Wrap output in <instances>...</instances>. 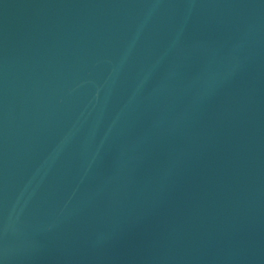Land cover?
<instances>
[{
  "label": "water",
  "instance_id": "obj_1",
  "mask_svg": "<svg viewBox=\"0 0 264 264\" xmlns=\"http://www.w3.org/2000/svg\"><path fill=\"white\" fill-rule=\"evenodd\" d=\"M0 264H264V0H0Z\"/></svg>",
  "mask_w": 264,
  "mask_h": 264
}]
</instances>
